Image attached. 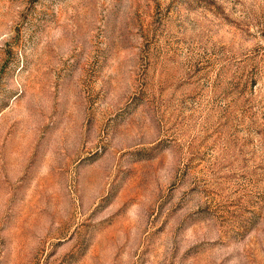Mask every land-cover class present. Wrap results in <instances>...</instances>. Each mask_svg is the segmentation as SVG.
Listing matches in <instances>:
<instances>
[{
    "label": "rangeland",
    "instance_id": "obj_1",
    "mask_svg": "<svg viewBox=\"0 0 264 264\" xmlns=\"http://www.w3.org/2000/svg\"><path fill=\"white\" fill-rule=\"evenodd\" d=\"M0 264H264V0H0Z\"/></svg>",
    "mask_w": 264,
    "mask_h": 264
}]
</instances>
